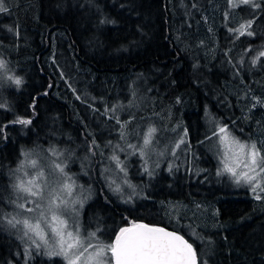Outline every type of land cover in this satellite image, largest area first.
Wrapping results in <instances>:
<instances>
[{
  "label": "trees",
  "instance_id": "obj_1",
  "mask_svg": "<svg viewBox=\"0 0 264 264\" xmlns=\"http://www.w3.org/2000/svg\"><path fill=\"white\" fill-rule=\"evenodd\" d=\"M7 1L0 56L21 83L7 87L0 105V264H66L44 255L27 263L23 243L5 220L19 162L33 147L54 143L82 146L85 185L95 192L85 218L100 216L94 224L99 235L115 240L140 221L178 230L184 204L199 231L219 235L215 252L196 250L200 264L203 258L264 264V191L222 174L210 147L198 158L186 144L174 169L167 170L170 157L164 160L158 180L168 187L161 191L158 180L148 184L141 156L128 148L151 121L170 128V139L188 131L196 147L213 120L257 143L264 157V0L246 8L256 18L249 35L234 28L245 9L227 16L225 0H97L100 18L89 15L87 0ZM97 26L111 32L98 33ZM196 129L203 135L194 137ZM119 152L141 185L129 199L103 180L104 167L112 172ZM180 232L196 242L189 231Z\"/></svg>",
  "mask_w": 264,
  "mask_h": 264
},
{
  "label": "rangeland",
  "instance_id": "obj_2",
  "mask_svg": "<svg viewBox=\"0 0 264 264\" xmlns=\"http://www.w3.org/2000/svg\"><path fill=\"white\" fill-rule=\"evenodd\" d=\"M258 2L259 0H248L247 3H242L241 0H225L226 9L224 13H226L227 16L233 11L245 9L241 12L242 19L239 24L234 27L237 28V34L245 35L242 34L245 30L242 25L250 24L251 20H254V23L256 22V18L253 17L254 12H249L246 8L251 6L250 8L256 9V6H259ZM9 4L7 0H2V5L5 9L8 8ZM99 5L97 0H87V11L91 17L93 11H95L96 17L103 13L102 10L98 9ZM3 12L9 14L7 10L0 11V21ZM97 18H100V15ZM225 21H227V19H225ZM227 28L229 35L232 33V27L228 25ZM95 31L107 34L111 32L102 29L101 26H97ZM262 54L264 55V50ZM68 56L67 53H64L62 57L64 60H68ZM246 57L248 56L246 55L245 58ZM249 59L244 60L245 66L247 64L249 65ZM0 62L3 64V66L0 67L1 105L7 96V87L16 84L15 80L18 77H16L14 71L1 56ZM216 68L217 71L220 70L218 69V65ZM137 93L138 91L135 92L133 101L137 98ZM139 98L141 99L140 96ZM207 118L211 120L213 118L209 111L207 112ZM212 123V129L210 128L206 140L196 139V147L195 144L194 147L192 146L189 132L184 129H181L178 134H176V137L170 139L172 131H170V128L163 125L162 121H151L146 124L143 129L141 128L143 130L141 137H136L137 139L133 138V140L129 142L128 148L133 145V148H130V150L139 153L141 156V172L146 175L144 176L148 184L154 185V181L160 179L158 174L163 168L162 165L166 157L171 158L167 165V170L174 169L173 167L177 162V157H179L185 144L190 148V150L188 149L187 151L190 152L191 155L196 153L198 158H202L203 151H206V148L210 147L216 159L219 171L236 183L237 177L243 172H247L248 169L244 168L242 163H239L241 159L240 150L232 141H238L240 144L248 146L255 144L260 156L263 157L257 143L238 136L232 128L224 123L217 121L213 122V120ZM221 128H224L226 132H221ZM150 130H154L151 132V135H149ZM192 134L196 138L199 134L203 135V133L197 131V129L192 131ZM226 135L228 137L227 141L223 139ZM146 139L149 141L147 144H145ZM81 147V145L76 147L58 145L55 143L45 148L42 146L33 147L31 150L32 152H26L15 170L17 171L15 175L16 198L13 204L8 208L5 220L8 223L10 220L13 221L11 225L13 229L15 228L14 230L18 238L24 245L23 251L27 263L35 256L44 255L46 257L59 256L68 264V260L65 256L58 254L61 252V245L59 243L60 237L56 236L52 230L53 227L58 226V222L51 219L52 215L55 214L59 220H63L67 224V228L64 230L65 240H67L68 231H72L74 236L77 233L79 235L80 245L70 250L68 255L74 258V253L78 255L84 248L87 249V251H84L83 255L80 256L76 264H115L114 257L108 248V245L114 243L115 240H111L110 235H99L98 228L94 225L100 219V216L88 217L89 219L85 218V208L95 192L90 188V185H85V175L88 179L89 176L85 173L86 161L84 159V154H82L83 158L81 159V154L79 153V148ZM119 148L120 144L118 145V149ZM245 151H247V149H245ZM115 158L116 162L113 164L112 172L109 171L110 165L104 167V183L106 186L108 184L109 189L111 188L121 197L127 199L132 198L140 192L141 185L138 183V179H135L133 173L127 168L126 161H122L120 152L118 155H113L112 160ZM33 161L36 162L35 165H33ZM226 162L228 166L236 170V176H233L230 172L225 170ZM75 165H78L80 168L77 169ZM61 169H63V171H61ZM249 174L251 175L252 173ZM161 180L166 181L162 177ZM257 180L260 182L261 188H264V178L257 177ZM162 181L158 180L156 183L157 189L161 191L168 187V185ZM256 182L257 181H253V184ZM253 184L246 183L244 179H240L239 183H237V185H247L251 189ZM66 185L70 186V190L65 187ZM27 188H31L34 192L39 191L40 195L32 196L29 192L25 191ZM261 188L257 189L258 193L262 192ZM201 191L206 192L207 189L202 188ZM208 191L211 190L209 189ZM20 205H24V207L22 208ZM180 205L182 208L178 210L177 217L179 219L174 224L175 227L180 231L185 229L190 232V236L196 241H191V245L199 254H201V249L203 251L207 249V253H209V250L215 252L219 235H206L203 231H199L195 226L196 223L190 217L191 212L186 209L184 204ZM28 209H32V211H28ZM184 218L187 220L183 221ZM16 221H19V223H16ZM24 221H27L28 224L31 225L39 223L41 229H43L44 240H41L35 232L29 230L23 223ZM108 231L110 232L111 229ZM93 233H95V235H92ZM88 257H92V259L89 260ZM202 264L210 263L207 259L203 258Z\"/></svg>",
  "mask_w": 264,
  "mask_h": 264
},
{
  "label": "snow or ice",
  "instance_id": "obj_3",
  "mask_svg": "<svg viewBox=\"0 0 264 264\" xmlns=\"http://www.w3.org/2000/svg\"><path fill=\"white\" fill-rule=\"evenodd\" d=\"M241 2L247 3L248 0H241ZM0 11H6L2 5V0H0ZM2 66L3 64L0 62V67ZM15 83L19 85L21 83L20 79H16ZM19 122L30 123V121L23 120ZM152 131L154 130H150L149 135H151ZM220 131L226 132L224 128H221ZM223 139L227 141V135ZM148 142L149 141L146 139L145 144ZM232 143L240 150L241 159L239 163H242L244 168L248 169L247 172H243L237 177V183H239L240 179H244L245 182L249 184H253V181H257L252 186V191L256 192L258 188H261L257 177L264 178V157L260 156L255 144L248 146L240 144L238 141H232ZM245 149H247V151H245ZM32 163L35 165L36 162L33 161ZM225 170L230 172L233 176L237 175L236 170L228 166L227 162L225 163ZM61 171H63V169H61ZM249 173L252 174L250 175ZM65 187L70 190L69 185ZM25 191L29 192L32 196L40 195L39 191L34 192L31 188H27ZM261 191H264V188H261ZM257 199H260L259 195H257ZM20 207L23 208L24 205H20ZM28 211H32V209H28ZM51 219L58 222V226L52 229L55 235L60 237L59 243L61 245V252L58 254L64 255L68 260V264H76L80 256H82L83 252L87 251V249L84 248L78 255L74 253V258L73 256H69V251L80 245L79 235L77 233L74 236L72 231H68L67 240H65L64 230L67 228L66 222L59 220L55 214L52 215ZM9 223L11 224L13 221L10 220ZM16 223H19V221H16ZM23 223L29 230L35 232L41 240H44L43 229H41L39 223L35 225L28 224L27 221ZM92 235H95V233ZM108 248L114 257L115 264H196L192 245L184 240L182 236L167 232L161 228L149 227L143 224L121 229L120 234L115 238V242L108 245ZM88 259L90 260L92 257H88Z\"/></svg>",
  "mask_w": 264,
  "mask_h": 264
},
{
  "label": "water",
  "instance_id": "obj_4",
  "mask_svg": "<svg viewBox=\"0 0 264 264\" xmlns=\"http://www.w3.org/2000/svg\"><path fill=\"white\" fill-rule=\"evenodd\" d=\"M139 224L148 225L149 227L161 228V229H164L167 232L175 233L178 236H182L184 238V240H186L189 244H191L190 241L180 231H178L176 229H172V228H169V227H166V226H163V225L151 224V223L144 222V221H140V222H138V223H136L134 225H139ZM131 227H133V225L132 226H129L127 228H131ZM192 249H193V251L195 253L196 264H200L199 257L197 255L196 250L193 247H192Z\"/></svg>",
  "mask_w": 264,
  "mask_h": 264
},
{
  "label": "flooded vegetation",
  "instance_id": "obj_5",
  "mask_svg": "<svg viewBox=\"0 0 264 264\" xmlns=\"http://www.w3.org/2000/svg\"><path fill=\"white\" fill-rule=\"evenodd\" d=\"M242 26H244V28H245L243 34H245V35H249V33H250V24H248V25H242ZM227 34H228V33L226 32V35H227Z\"/></svg>",
  "mask_w": 264,
  "mask_h": 264
}]
</instances>
